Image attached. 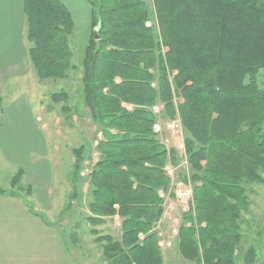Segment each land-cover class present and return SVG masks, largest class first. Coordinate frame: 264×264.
<instances>
[{
  "label": "trees",
  "instance_id": "1",
  "mask_svg": "<svg viewBox=\"0 0 264 264\" xmlns=\"http://www.w3.org/2000/svg\"><path fill=\"white\" fill-rule=\"evenodd\" d=\"M85 1L90 33L80 95L101 133L87 176V220L102 224L115 214L121 220L120 240L95 239L104 258L164 264L154 226L167 213L159 190L169 184L168 159L151 112L160 102L165 118L181 119L191 170L181 178L193 184V204L177 226L179 254L193 264H235L248 207L244 183L264 182V0H151L152 23L145 0ZM23 12L36 77L67 78L77 69L70 11L60 0H23ZM50 99L69 110L67 92ZM72 152L78 176L83 147ZM20 177L21 169L12 186ZM256 257L248 249L245 264Z\"/></svg>",
  "mask_w": 264,
  "mask_h": 264
},
{
  "label": "crops",
  "instance_id": "2",
  "mask_svg": "<svg viewBox=\"0 0 264 264\" xmlns=\"http://www.w3.org/2000/svg\"><path fill=\"white\" fill-rule=\"evenodd\" d=\"M25 26L23 0H0V264H77L69 228L57 221L76 185L52 178L55 164L48 149L49 125L42 119L44 106L22 77V60L29 63ZM12 79L11 85H19L7 93ZM19 169L21 177L13 187L11 179ZM169 255L175 264L184 261L177 245Z\"/></svg>",
  "mask_w": 264,
  "mask_h": 264
},
{
  "label": "rangeland",
  "instance_id": "3",
  "mask_svg": "<svg viewBox=\"0 0 264 264\" xmlns=\"http://www.w3.org/2000/svg\"><path fill=\"white\" fill-rule=\"evenodd\" d=\"M145 1L148 3L151 11L150 23H152L155 21L152 1ZM61 2L70 11L74 23L73 32L70 36V44L73 50L72 61L74 65H77V69L70 70L67 78L64 79L38 80L30 62H25V59H23L22 68L24 71L26 70L24 72L26 74L22 77L25 78V85L29 86L30 94L38 95L40 104L44 106L42 119L44 123L49 125L48 141L50 145L48 149L50 157L54 161L53 165H57L58 162L61 163L59 169L55 165L52 166V168H55L52 170V178L58 179L61 177L73 181L76 185V188H72V191L69 192L70 196L66 197V202L62 209L65 212L64 217L57 219V221L64 227L69 228L67 230V237L72 241L71 243L68 238L69 244L75 248L74 255L77 264H108V260L103 256L102 243L97 242L95 239L98 235L108 234L113 239L120 240L121 224H118L113 219L114 215L110 218H105L106 221L102 224L93 225L87 220V215H90L87 209V204L90 200V187L88 175L83 176L81 174L84 170L83 164L85 162H91L94 156L98 158L95 146L98 139L101 138V133L91 121L88 110L82 104L80 95V62L90 33L89 6L85 0H61ZM13 83H15V79H12L9 82L10 85L6 87L7 93L11 92L12 88L16 85H19L18 83L11 85ZM60 91H65L68 94V99L64 102L69 107L67 111L61 110L63 103H54L50 99L51 94ZM76 104H78V109L74 108ZM80 146L83 147V159L80 163L79 174L76 176L73 168L75 157L72 150ZM73 157L74 161L72 162ZM175 163H179L177 157L175 158ZM185 169L189 170L188 174L190 175V166ZM177 172L179 179L182 175H185L184 169H180ZM261 176L264 178V169L261 170ZM189 181L192 184V181ZM244 187L248 207L247 211L241 214L240 228L242 238L240 252L235 264H245L244 253L248 249H254V253L257 256L254 264H264V182L244 183ZM24 190L28 193L27 188H24ZM69 201L72 202L71 205L68 203ZM169 203L165 207L170 206L169 210L171 212H168V214L164 213V218L167 219L160 220L157 232L160 233V236L158 235L159 240L160 238L165 240V245L161 247L164 264H175V262L171 261V255L169 254L170 250L176 248L177 236L174 233V229L182 222L181 216L184 210L174 201L171 204ZM73 204L75 206H72ZM176 264L193 263L182 260L176 261Z\"/></svg>",
  "mask_w": 264,
  "mask_h": 264
},
{
  "label": "built area",
  "instance_id": "4",
  "mask_svg": "<svg viewBox=\"0 0 264 264\" xmlns=\"http://www.w3.org/2000/svg\"><path fill=\"white\" fill-rule=\"evenodd\" d=\"M130 108V106H127ZM151 112L154 115L155 121L152 125V130L159 138L160 142L164 145L167 150V161L163 167L165 175L168 177L169 184L166 189H160L159 195L163 198L162 206L163 210L167 214L171 212L170 206L165 207L166 204H171L173 201L187 211L193 204V188L189 181L190 178H178V172L180 169H184L185 173L188 171L185 168L189 167L188 158L186 154L185 137L181 119L178 114H175L172 118H165L163 116L164 105L160 102L154 104L151 107ZM177 157L179 163H173L172 153ZM97 161V157L94 156L91 162H85L83 164L84 170L81 172L83 176L89 175L92 170L93 164ZM186 180V181H185ZM166 202V203H165ZM172 215V213H170ZM116 222L121 224L120 217L116 214L113 216ZM167 219V218H162ZM160 220L155 224L154 231H157ZM178 226V225H177ZM158 233V232H157ZM174 233L177 234V227L174 229ZM160 236V233H158ZM165 245V240H158V246L161 248Z\"/></svg>",
  "mask_w": 264,
  "mask_h": 264
},
{
  "label": "water",
  "instance_id": "5",
  "mask_svg": "<svg viewBox=\"0 0 264 264\" xmlns=\"http://www.w3.org/2000/svg\"><path fill=\"white\" fill-rule=\"evenodd\" d=\"M93 31H94L95 36H97V28H95Z\"/></svg>",
  "mask_w": 264,
  "mask_h": 264
}]
</instances>
